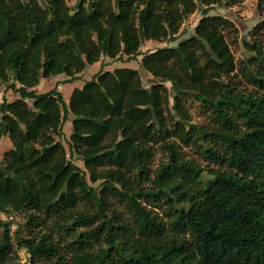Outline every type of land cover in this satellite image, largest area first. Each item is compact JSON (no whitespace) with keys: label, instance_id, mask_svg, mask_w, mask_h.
<instances>
[{"label":"trees","instance_id":"obj_1","mask_svg":"<svg viewBox=\"0 0 264 264\" xmlns=\"http://www.w3.org/2000/svg\"><path fill=\"white\" fill-rule=\"evenodd\" d=\"M71 1L0 0V84L19 95L0 101V139L11 142L0 162V211L23 218L30 263L111 264L116 254L117 264H264V27L243 38L238 67L224 33L231 21L210 15L234 0ZM196 11L191 35L141 52L147 40L176 42ZM123 56H141L148 87L141 70L122 67L101 69L68 102L57 87L35 88ZM239 72L263 92L237 91ZM191 97L212 126L191 123ZM176 132L198 139L217 168L183 157ZM157 148L167 160L152 170ZM164 205L180 237L165 236L156 210ZM10 227L0 220V264H19ZM99 239L107 246L95 252Z\"/></svg>","mask_w":264,"mask_h":264},{"label":"rangeland","instance_id":"obj_2","mask_svg":"<svg viewBox=\"0 0 264 264\" xmlns=\"http://www.w3.org/2000/svg\"><path fill=\"white\" fill-rule=\"evenodd\" d=\"M71 3H74V0L71 1ZM210 15H219L224 18H227L231 21V26H227V28L224 30L226 40L229 44V47L231 49L232 54L234 55V58L236 60V63L239 64L240 62L245 58V56L248 54L247 50L243 47V38L249 39L251 36L252 31L256 26L264 27V0H234L233 3H231L230 6L225 7H214L213 10H211ZM201 17L200 11H196L195 13L191 14L189 17H187L181 27L180 34L178 36V40L176 42H168L166 39L164 40H147L144 41L141 44V52H149L153 51L158 47H165V46H174L177 44L178 41L181 39H184L191 35L194 31V27L197 24L198 20ZM264 46V44H263ZM141 59V56H139L137 59H127L126 57H122L118 60H111L107 57H102L98 62H95L93 64L87 65L85 70H83L79 77L74 81H68L66 80L69 78L68 76L64 74L60 75H53L47 78H42L40 84H38L36 87L37 91L40 93L46 92L50 89H53L54 87H57L58 91H60L63 95V98L66 102L69 101V98L71 96L72 91L75 88H80L82 85L87 81L90 80L95 73L102 70H114L115 68H122V67H129V68H135L140 69L139 66V60ZM143 72V71H142ZM151 77L148 76L143 72L142 82L145 87H148L150 84ZM234 83L233 87L237 89V91H241L245 96H247L250 93H262L263 91L259 87H255L254 85H251L246 82V80L243 79L241 73H237V76L234 77ZM166 85L169 87L170 83H166ZM2 88V85L0 84V90ZM10 92L7 93L6 99L8 102L14 101L15 99L19 98V95L12 90H9ZM187 107L189 109V112L191 114V123L197 124L200 126H212L214 124V121L211 117V115L207 112L205 106L198 100L194 98H190L187 102ZM71 120L72 117L69 116L68 120L63 125V132L64 137L62 140V143L64 147L66 148L67 154L68 151V144L67 140L69 139V136L71 134ZM187 129V127H186ZM177 130V129H176ZM171 141L177 142L180 148L181 155L185 157L187 160H193L195 163H198L201 167H204L208 169V166H212L211 168H217L215 165L207 162L201 155V150L199 149L198 145H200L199 140L196 139L193 144L190 143V137L185 136L182 132H176L175 135H173ZM11 147L10 139L7 137L0 141V162L3 157V153L8 150ZM74 162L79 165L82 169L83 163L77 158H73ZM167 160L166 152L162 149L156 150L153 162L151 164L152 170H155L161 163L165 162ZM211 180V175L204 171L203 177L201 178V184L202 186L206 187L208 183ZM99 182L93 184V186H97ZM145 186L150 187V182L146 183ZM115 206L121 210V212L124 214L125 217L129 218V222L132 223L133 219L132 217L126 213V209L121 205L117 204L115 202ZM182 205H177L176 207L179 208ZM163 209L157 208V211H160V216L164 217L165 221V227L166 232L165 236H176L180 237L179 234H177L176 231H174L170 225V218L166 215L165 211V205L160 206ZM167 210V207H166ZM164 212V214L162 212ZM0 220L4 222L10 223V232L12 235V243H13V250L11 253V260H14L15 262L19 264H31L30 263V255L27 253L26 248L24 247L22 240L27 237L24 228L22 227L24 225L23 218L18 214H13L11 212H1L0 211ZM86 228H80L78 230H83ZM106 242L103 241V239L96 240L94 242V249L95 252H99L101 248L106 247ZM70 255V253H67ZM119 256L114 255L111 264H117ZM156 264H161L160 260L156 261Z\"/></svg>","mask_w":264,"mask_h":264},{"label":"crops","instance_id":"obj_3","mask_svg":"<svg viewBox=\"0 0 264 264\" xmlns=\"http://www.w3.org/2000/svg\"><path fill=\"white\" fill-rule=\"evenodd\" d=\"M40 82H41V81H40ZM35 88H37V87H35ZM8 92H10V91H9V90H6V91H5V88H4V86L2 85V88H1V90H0V101L2 100V96L5 95V97H6V95H7ZM6 137L8 138V136H2L1 139H0V141L3 140V139L6 138ZM8 139H9V138H8ZM10 144H11V142H10Z\"/></svg>","mask_w":264,"mask_h":264}]
</instances>
